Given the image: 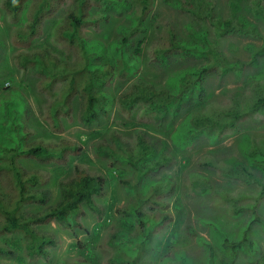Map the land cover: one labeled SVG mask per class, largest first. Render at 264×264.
Masks as SVG:
<instances>
[{"label":"trees","instance_id":"1","mask_svg":"<svg viewBox=\"0 0 264 264\" xmlns=\"http://www.w3.org/2000/svg\"><path fill=\"white\" fill-rule=\"evenodd\" d=\"M228 1L232 3V0ZM175 2L179 3V9L189 12L194 21L208 22L212 35L208 37L209 26L200 31L195 28V23H187L180 30H175L171 21L154 25L157 41L151 50L152 59L161 66L173 64V67L165 69L176 70V76L166 78L165 84L161 85L150 76L143 44L149 19L151 22L153 18L148 19L153 0H134L136 8L132 24L121 29L118 39L104 43L89 39L84 28H96L117 5L128 8L130 0H0L5 14L4 23L0 24V235L19 233L30 260L46 257L47 247L55 245L53 236L40 232L38 225L56 221L62 227L74 228L80 226L78 218L85 209L97 214L101 212L96 197L104 191L108 177L118 179L131 200L116 209L119 216L107 240L112 249L107 264H166L162 258L171 248L172 239L185 240L180 231L181 223L184 224L182 208L178 206V217L166 245L159 243L153 257L148 260L142 258L144 253L150 251L153 228L172 219L171 214H156V209L165 206L163 197L169 196L175 188L174 180L170 177L156 181H149L146 177L169 165L175 155L163 146L158 148L149 142L146 132L140 128L132 143L122 140L115 127L111 126L107 133L99 128L94 129L100 117L107 116L113 105L116 104L125 117L135 114L147 120L168 114L174 117L181 105H187L188 119L179 138L174 139V146L183 149L190 148L194 140L202 135L213 134L215 138L234 135L239 132L238 125L246 115L264 112V67L260 66L257 58L253 60L258 69L246 77L243 90L227 96V103L203 101L206 92L211 94L204 79L231 68L240 71L246 63L237 59L231 64L223 48L217 45L218 39L212 40V36L220 38L235 33L260 37L258 26L244 21L238 13H230L223 18L215 15L208 0H190L189 5H186L188 0ZM244 6L245 11L264 18V0H246ZM7 37L10 39L8 45L13 44L17 50L12 52L8 48V54H4L1 48ZM17 45L21 47L20 50ZM251 45L255 43L244 44ZM234 47L239 48L237 45ZM254 50L264 54V38L258 46H254ZM128 74L131 79L124 81L127 86L119 94H112L106 89L114 77L124 78ZM35 88L45 95V118L53 122L55 128H62L61 121L70 119L80 125L77 140L62 139L53 146L30 138L33 131L25 128L22 119L26 102L23 100L20 103L17 98H11L10 92L14 90L21 95L19 90H31L37 99ZM7 93L9 99H4ZM123 123L130 124L128 120ZM104 135V138L92 143V148L97 157L107 161V174L89 173L71 163L73 174L56 182V202L46 204L50 200V190L45 186L40 187L46 178L37 171L26 170L19 159L27 156L44 163L55 161L57 166L54 172L62 177L66 174L57 162L65 158V153H78L81 151L79 144ZM244 150L258 167L261 162L264 174V144L253 143ZM258 153L261 158L256 157ZM80 155L83 158L86 153L82 151ZM187 160L186 156L181 157V168L186 166ZM212 161L204 157L198 165L213 166L220 177L237 179L245 184H251L253 179L260 186L256 198L264 195V180L258 181L253 171L246 172L243 162L236 160L216 166ZM189 179L190 193L199 194L203 200L213 196L219 204H229L232 212L239 210L237 204L245 198L244 194L232 196L224 190V185L211 183L195 172L189 173ZM34 206L40 208L34 210ZM252 211V219L235 239L226 233L223 223L217 218L207 220V216L198 215L195 220L203 228L219 233L220 236L214 239L217 249L233 257L237 252L256 251V242L249 238L248 230L253 223L264 226V217L258 215L254 208ZM109 215L113 214L107 213L102 221L93 226L85 242L74 244L88 264H99L95 242L101 223H105ZM184 228L207 252L205 261L200 258L202 261L195 260L197 262L191 264H214L215 244L200 235L194 225L187 223ZM3 240L5 243L0 246V253H10V247H13L8 244L10 239L4 237ZM259 257L260 264H264V253ZM19 258L24 259L22 256ZM220 262L226 264L223 259ZM63 264L72 263L65 261ZM179 264L190 263L182 259Z\"/></svg>","mask_w":264,"mask_h":264},{"label":"rangeland","instance_id":"2","mask_svg":"<svg viewBox=\"0 0 264 264\" xmlns=\"http://www.w3.org/2000/svg\"><path fill=\"white\" fill-rule=\"evenodd\" d=\"M189 1L186 5H189ZM210 6L213 7V13L220 15L222 18L229 16L230 13H238L244 21L251 22L258 26L260 37L242 36L235 33L224 35L220 38L212 36V40H216L217 45H220L225 56L229 58V62L232 64L235 60L246 61L245 65L241 67L240 71H236L235 68L228 69L222 74H210L208 79H204L205 85L211 94L209 95L206 90L205 100H216L219 103H227L228 95L235 94L239 90H243V83L248 75H252L258 67L255 65L254 58L259 60L260 66L264 67L262 60L264 54L260 51H255L254 46L260 44V40L264 38V18L260 15H254L253 12L245 11L244 4L246 0H232V3L228 0H208ZM186 2V1H185ZM248 2V1H247ZM130 6L123 8L117 5L115 9L109 11L108 17L102 20L96 28L85 27L84 32L89 39L111 42L118 39L121 33V29L128 27L132 24V15L135 11L134 0H130ZM179 3L175 0H153V6L151 8L150 17H153L151 22L149 19V27L145 31L144 39V54L146 55L148 68L150 69V76H153L154 81L161 82V85L165 84V80L168 77L173 78L176 76V70L165 69L166 67H173V64L169 66H161L155 60L152 59L151 50L155 45L156 33L153 29L154 25L160 22L167 23L172 22V27L175 30H180L183 25L195 23V28L203 30V27H207L208 22L202 23L192 18L189 12L179 9ZM4 12L0 7V24L4 23ZM202 24L204 26H202ZM210 27V26H209ZM12 29V26H11ZM9 32V31H8ZM7 32V33H8ZM212 35V29L208 33V37ZM220 39V40H219ZM222 39V40H221ZM7 37L6 42L3 44L1 50L4 54H8L9 49L16 51L17 48L13 44H9ZM220 41V42H219ZM246 42H254L255 45L244 46ZM239 48L236 49L234 46ZM18 49L21 47L19 45ZM16 49V50H15ZM10 65L12 64V57L10 56ZM189 66V65H188ZM22 72V69H20ZM19 75V72H16ZM131 75L128 74L124 78H113L106 86V89L112 94H119L125 85L124 81L129 82ZM203 81V83H204ZM27 82V81H26ZM7 83V82H6ZM36 82L34 81V84ZM35 97L30 91L19 90L21 95L14 90L10 92L11 98H17L19 102H26V109L22 115L25 128L28 131H33L30 138L37 139V141L44 142L47 145H57L62 139L71 141L77 140V132L80 131V125L75 120L61 121L62 128L57 129L54 127L53 122L48 118H45V95L35 88ZM4 99H9V93L3 96ZM24 100V101H23ZM78 105V104H77ZM188 113V106L181 105L174 117L168 115L159 119H142L135 116L125 117L117 109L116 104L110 109L107 116H101L100 120L94 125V129H102L104 133H107L108 129L112 126L118 132L120 138L129 143L134 142L135 134L139 132L138 128L144 130L147 134L149 142L156 145L158 148L163 146L170 154L175 155V159L167 166L148 174L146 177L149 181H156L161 178L170 177L174 180V191L169 193V196L163 197L165 206L156 209V214L162 215L163 213L171 214V221H164L159 226L153 228L152 237L150 240V251L144 253L142 258L148 260L153 257L158 251V245L165 246L167 240L171 236L172 225L176 221L177 207L181 206L183 222L180 225V231L185 237L184 241H178L174 237L172 239L171 248L168 253L162 258L166 264H179L180 260L184 259L187 263H194L195 260L203 261L207 258V252L204 251L202 246L195 240L194 236H191L184 226L189 223L194 225L196 231L212 241L216 246V260L214 264H222L220 259L226 261V264H260V255L264 253V226L257 223L250 225L248 230L249 238H252L256 242V251L251 252H237L233 257H229L228 253H223L217 249V241L214 240L219 233L210 228H203L199 225L195 216L203 215L209 218H217L223 223V228L226 233L233 239L238 238L246 225L253 217V208L256 213L264 217V195L260 198H256V194L260 190L258 183L250 181L251 184H245L237 179L222 178L217 173L213 166L198 165L201 159L208 157L212 164L220 166L223 163L239 161L243 162L245 171H253V176L258 181L264 180V174L260 166L257 163L254 164L252 159L247 156L245 152L246 146H251L253 143H257L260 146L264 144V112L257 115H246L238 125L239 132L234 135H227L220 138H215L213 134L202 135L194 140L192 146L188 149H183L177 145L175 147L174 139L179 138V135L184 129ZM1 116V111H0ZM129 121V125H125L123 122ZM100 122V123H99ZM65 127V128H64ZM103 127V128H100ZM104 136L96 137L89 140L88 143L79 144L81 151L66 152L65 158L62 161L57 162L65 171V176L59 177L54 172L55 161L44 163L40 160L23 156L19 159L20 164L28 171H37L41 173L46 182L40 187H47L50 190V200L46 204L54 203L57 199V184L59 178L67 179L73 174V166L70 164H77L79 167L84 168L89 173L107 174L106 160L97 157L93 151L92 143L97 142ZM32 139V140H33ZM248 149V148H247ZM84 151L86 156L82 158L80 155ZM80 156H79V155ZM187 157L186 166L180 167L181 157ZM257 158H261L258 153ZM64 161V162H63ZM63 172V171H62ZM195 172L200 176H204L211 183H218L224 185V190H227L229 194L235 196L237 194H244L245 198L240 199L237 204L239 209L237 212L230 211L231 206L229 204H219L213 196H208L206 200H203L199 194H192L188 190L190 183L189 173ZM97 205L101 209L99 214L85 209L84 214L80 215L78 221L80 226L74 228H65L60 226L56 221H51L46 224H40L37 226L40 232H47L55 239V245L47 247L46 257H37L34 260H30L25 254L24 240L19 233H5L0 235V246L4 244V237L10 239L8 242L12 250L10 253H0V264H63L68 261L74 264H88L86 259L80 254L77 247L74 244L77 242H85L91 235L93 226L105 218L107 213L110 218L104 223H101L100 234L95 242V254L99 261V264H107V258L112 254V249L109 246L107 240L116 227V221L118 214L116 209L122 206L125 202L131 200L128 192L122 186V184L116 180H112L108 177V183L104 191L96 197ZM113 205L111 206L110 204ZM32 205V204H31ZM27 207V206H26ZM253 207V208H251ZM39 206H34L32 209L37 210ZM111 208V209H110ZM252 209V210H251ZM104 210V213H103ZM108 216V215H107ZM160 247V246H159ZM22 256L24 259H20ZM142 261V260H141ZM195 261V263L197 262ZM162 262V263H163ZM164 264V263H163Z\"/></svg>","mask_w":264,"mask_h":264}]
</instances>
